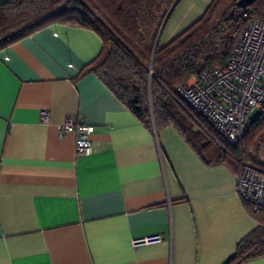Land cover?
Instances as JSON below:
<instances>
[{
    "label": "crops",
    "instance_id": "0c3cea01",
    "mask_svg": "<svg viewBox=\"0 0 264 264\" xmlns=\"http://www.w3.org/2000/svg\"><path fill=\"white\" fill-rule=\"evenodd\" d=\"M211 2L180 0L158 46ZM101 48L93 29L54 22L0 49V264H224L259 226L239 169L141 123L83 72ZM70 115L94 126L88 155L59 132Z\"/></svg>",
    "mask_w": 264,
    "mask_h": 264
},
{
    "label": "trees",
    "instance_id": "16d2710c",
    "mask_svg": "<svg viewBox=\"0 0 264 264\" xmlns=\"http://www.w3.org/2000/svg\"><path fill=\"white\" fill-rule=\"evenodd\" d=\"M237 1L212 0L198 20L155 48L180 0H0V49L54 22L91 28L102 48L83 72L95 73L141 123L157 131L174 126L208 165L229 163L240 171L246 164L264 175V108L231 145L177 91L190 78L225 67L247 21L264 19V0L246 8ZM247 207L259 226L224 264L264 255V209Z\"/></svg>",
    "mask_w": 264,
    "mask_h": 264
},
{
    "label": "built area",
    "instance_id": "2783aa9c",
    "mask_svg": "<svg viewBox=\"0 0 264 264\" xmlns=\"http://www.w3.org/2000/svg\"><path fill=\"white\" fill-rule=\"evenodd\" d=\"M177 91L198 114L205 117L229 144L238 145L249 125V113L264 108V19L252 18L243 27L226 66L202 72ZM43 120L48 113L42 111ZM94 126L77 116H67L59 132L75 134L77 155L92 152ZM236 190L254 212L264 209V175L244 164ZM159 236L135 239L133 244L159 240Z\"/></svg>",
    "mask_w": 264,
    "mask_h": 264
},
{
    "label": "water",
    "instance_id": "95a60500",
    "mask_svg": "<svg viewBox=\"0 0 264 264\" xmlns=\"http://www.w3.org/2000/svg\"><path fill=\"white\" fill-rule=\"evenodd\" d=\"M254 1H256V0H238V1H237V6H238L239 8H246V7L250 6ZM170 12H171V11H170ZM170 12L168 13V15H167V17H166V19H165V21H164V23H163V26L165 25V23H166V21H167L169 15H170ZM159 34H160V33H159ZM158 37H159V36H158ZM157 46H158V39H157V41H156L155 48H156Z\"/></svg>",
    "mask_w": 264,
    "mask_h": 264
},
{
    "label": "rangeland",
    "instance_id": "374dc122",
    "mask_svg": "<svg viewBox=\"0 0 264 264\" xmlns=\"http://www.w3.org/2000/svg\"><path fill=\"white\" fill-rule=\"evenodd\" d=\"M260 112H261V110H259V109H253L249 113V120H255L259 116Z\"/></svg>",
    "mask_w": 264,
    "mask_h": 264
}]
</instances>
